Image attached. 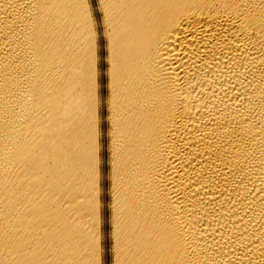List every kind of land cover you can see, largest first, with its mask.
Wrapping results in <instances>:
<instances>
[{"label": "bare ground", "instance_id": "1", "mask_svg": "<svg viewBox=\"0 0 264 264\" xmlns=\"http://www.w3.org/2000/svg\"><path fill=\"white\" fill-rule=\"evenodd\" d=\"M0 264H264V0H0Z\"/></svg>", "mask_w": 264, "mask_h": 264}]
</instances>
